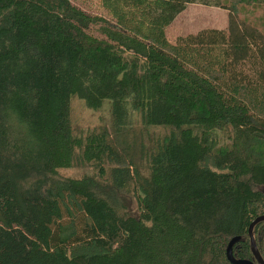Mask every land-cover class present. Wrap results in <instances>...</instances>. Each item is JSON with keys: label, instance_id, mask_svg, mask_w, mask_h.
<instances>
[{"label": "trees", "instance_id": "obj_1", "mask_svg": "<svg viewBox=\"0 0 264 264\" xmlns=\"http://www.w3.org/2000/svg\"><path fill=\"white\" fill-rule=\"evenodd\" d=\"M195 2L226 30L167 39ZM260 27L264 0H0V264H230L264 214Z\"/></svg>", "mask_w": 264, "mask_h": 264}, {"label": "rangeland", "instance_id": "obj_2", "mask_svg": "<svg viewBox=\"0 0 264 264\" xmlns=\"http://www.w3.org/2000/svg\"><path fill=\"white\" fill-rule=\"evenodd\" d=\"M82 6L90 12L95 13L98 10L94 9L92 5L87 6L86 3ZM262 14L261 9H255L251 12H245L241 17L255 23V20L258 21L263 18ZM229 16L228 10L218 6L204 5L197 2L189 3L164 28V34L167 39L173 41L179 36L194 34L202 29L215 28L226 30ZM262 30L264 32V29ZM109 106L110 100L104 99L99 107L92 109L87 107L82 99L74 95L70 98L69 102L70 120L83 129L99 121L107 124ZM60 173L69 177H79L84 174H90L91 170L89 168L69 167L60 169Z\"/></svg>", "mask_w": 264, "mask_h": 264}, {"label": "flooded vegetation", "instance_id": "obj_3", "mask_svg": "<svg viewBox=\"0 0 264 264\" xmlns=\"http://www.w3.org/2000/svg\"><path fill=\"white\" fill-rule=\"evenodd\" d=\"M261 222V221H260ZM258 223V222H257ZM254 226V225H253ZM253 226H252V229H253ZM252 229H251V235H252V238H253V241H254V244H255V247L257 249V252L261 258V260L263 261L262 259V254L264 255V249H261L259 251L258 247H257V244L255 242V235L252 234ZM239 236V235H237ZM235 237V236H234ZM246 237H247V241L245 244H247V248H244L243 246L245 244H243L242 248L240 245H237V244H232L231 242V257L234 259V260H244L246 262H248L249 264H258L254 255L252 254L251 252V248H250V242H249V235H248V226H247V230H246ZM264 263V261H263ZM231 264V263H230Z\"/></svg>", "mask_w": 264, "mask_h": 264}, {"label": "water", "instance_id": "obj_4", "mask_svg": "<svg viewBox=\"0 0 264 264\" xmlns=\"http://www.w3.org/2000/svg\"><path fill=\"white\" fill-rule=\"evenodd\" d=\"M260 221H264V214H260L258 216H256L248 225V235H249V242H250V248H251V252L252 254L254 255L256 261L258 264H264L263 261L261 260L258 252H257V249L255 247V244H254V241H253V238H252V235H251V229H252V226L257 223V222H260ZM230 244H231V240L227 243V246L225 248V257L227 259V261L231 264H249L248 262L244 261V260H234L231 255H230Z\"/></svg>", "mask_w": 264, "mask_h": 264}]
</instances>
